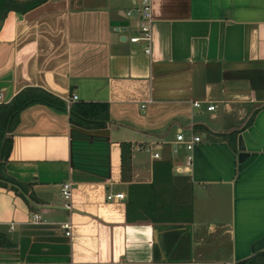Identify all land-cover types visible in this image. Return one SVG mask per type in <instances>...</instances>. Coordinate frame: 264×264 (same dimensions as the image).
Returning <instances> with one entry per match:
<instances>
[{
  "label": "crops",
  "instance_id": "obj_1",
  "mask_svg": "<svg viewBox=\"0 0 264 264\" xmlns=\"http://www.w3.org/2000/svg\"><path fill=\"white\" fill-rule=\"evenodd\" d=\"M135 8L43 0L5 13L0 103L35 87L65 111L29 105L7 133L5 172L27 190L0 186L13 243L0 264H233L264 247V0H151L148 54L128 40ZM73 102L105 103L107 118L71 122ZM178 132L200 136L189 166Z\"/></svg>",
  "mask_w": 264,
  "mask_h": 264
},
{
  "label": "trees",
  "instance_id": "obj_2",
  "mask_svg": "<svg viewBox=\"0 0 264 264\" xmlns=\"http://www.w3.org/2000/svg\"><path fill=\"white\" fill-rule=\"evenodd\" d=\"M41 1L43 0H26L24 2L0 0V23L7 11L13 10L22 13ZM35 103L50 106L58 111H65V103L62 100L35 87L23 88L8 102L0 103V186L9 185L10 189L19 190L20 195L26 193V185L7 175L4 168L11 147V137L7 133L11 132V127L17 122L19 112ZM67 114L71 122H75L74 119H77L90 126H99L107 118V107L105 103L100 102H73L69 104ZM131 204L132 200L129 196L126 208L128 209ZM10 247H13V243L0 231V248ZM233 264H264V247Z\"/></svg>",
  "mask_w": 264,
  "mask_h": 264
},
{
  "label": "built area",
  "instance_id": "obj_3",
  "mask_svg": "<svg viewBox=\"0 0 264 264\" xmlns=\"http://www.w3.org/2000/svg\"><path fill=\"white\" fill-rule=\"evenodd\" d=\"M136 8H135V14H140V16L136 20V28L138 29L139 35H130L128 37V40L130 42H137V41H143L145 42L144 46V52L146 54L149 53V44L151 41V33H150V26L152 22L151 17V0H134ZM126 15L130 16L131 12L126 11ZM76 98L75 94H72L70 97V100H74ZM69 101V100H68ZM67 101V102H68ZM193 105H198L197 102H193ZM207 110L213 109V105H207ZM200 141L199 135H190L187 138H184L183 135L178 132L175 135V143H180L183 147V149L186 151V155L184 156V164L186 166H189L191 164L192 156L191 151L195 143ZM173 151H175V145L173 144ZM153 157H157V153H153ZM70 191H71V183L70 182H63L60 186V196L63 199L62 206L65 209L70 208ZM123 197L122 193H116V194H108L106 195L107 199H121ZM39 219L38 214L31 213V220L32 222H36ZM64 229H68L69 226L67 223H64L62 225ZM69 232L65 230V234L67 235ZM43 264H56V263H43ZM68 264H83V263H68ZM91 264H102V263H91ZM107 264V263H106Z\"/></svg>",
  "mask_w": 264,
  "mask_h": 264
},
{
  "label": "rangeland",
  "instance_id": "obj_4",
  "mask_svg": "<svg viewBox=\"0 0 264 264\" xmlns=\"http://www.w3.org/2000/svg\"><path fill=\"white\" fill-rule=\"evenodd\" d=\"M140 16V14H136L135 15V17H136V20H137V18ZM132 35H139V33H138V29L137 28H135V32L132 34ZM142 42V41H141Z\"/></svg>",
  "mask_w": 264,
  "mask_h": 264
},
{
  "label": "water",
  "instance_id": "obj_5",
  "mask_svg": "<svg viewBox=\"0 0 264 264\" xmlns=\"http://www.w3.org/2000/svg\"><path fill=\"white\" fill-rule=\"evenodd\" d=\"M122 202H124V200Z\"/></svg>",
  "mask_w": 264,
  "mask_h": 264
}]
</instances>
